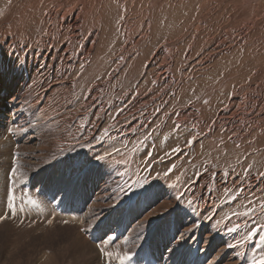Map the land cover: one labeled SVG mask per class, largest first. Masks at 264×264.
<instances>
[{
  "label": "bare ground",
  "instance_id": "6f19581e",
  "mask_svg": "<svg viewBox=\"0 0 264 264\" xmlns=\"http://www.w3.org/2000/svg\"><path fill=\"white\" fill-rule=\"evenodd\" d=\"M163 14L179 28L159 33L155 16ZM195 42L210 49L200 57L202 63H227L231 73L226 76L235 77L229 83L231 93L240 96L211 121L203 118L201 105L197 106L201 101L195 107L177 105L181 79L172 63L181 45L192 47ZM151 45L154 48L148 50ZM230 57L238 59L236 70ZM244 64H254L245 70L247 74L241 73ZM248 75L250 82L244 79ZM215 82L202 89L201 100L207 98L208 88L221 87ZM253 87H264V0H0V151L22 154L15 165L6 164V187L15 188L14 208H8L10 214L5 216L9 240L22 228L20 223L51 218L69 224V241L75 243L81 259H74L79 264L127 262L121 257L134 255L155 228L160 235L154 246L162 253L152 250V257L159 255L164 264H194L190 258L197 264L201 257L205 264L259 261L264 255V212L259 207L264 201V162L252 170L253 155L230 154L231 161L212 159V154L201 157L187 154L188 144L178 141L183 131L198 136L203 126L222 128L228 138L239 141L250 132L264 130L252 104L264 97L249 90ZM243 88L247 90L242 95ZM190 97L195 100L196 93ZM227 106L252 114L253 120L246 117L242 124L232 125L240 119ZM146 131L149 136L156 134V154L155 140L146 142ZM166 133L173 143L159 151ZM105 153L109 155L104 160L96 159ZM50 165L52 177L62 173L61 181L53 178L58 184L42 176L46 173L42 167ZM38 178L41 195L45 189L60 191L47 198L51 205L38 203L39 193L31 182ZM78 181L95 193L79 194L76 199ZM70 193L74 201L66 198ZM27 196L35 203H21ZM122 203L125 207L116 212ZM144 207L146 211L134 219ZM249 209L253 214L239 215ZM155 214L169 219L162 225L148 223ZM193 225L198 226L193 229ZM234 225L239 227L229 232ZM38 226L43 223L32 227ZM124 227L129 229L125 232ZM254 228L256 232L246 240ZM119 236L125 242L117 240Z\"/></svg>",
  "mask_w": 264,
  "mask_h": 264
},
{
  "label": "rangeland",
  "instance_id": "374dc122",
  "mask_svg": "<svg viewBox=\"0 0 264 264\" xmlns=\"http://www.w3.org/2000/svg\"><path fill=\"white\" fill-rule=\"evenodd\" d=\"M116 16H117V12H116ZM163 20L165 22H168L169 24H166L164 27H162L161 23L163 22ZM155 21H156L155 25H157V28H159L158 29L159 33L162 32L163 34H166L167 32H172L174 28H176V29L179 28V26L173 25V23L175 22L174 20H170L169 19V21H167V15L166 14H163L162 16L160 15L159 18H158V16H155ZM153 33H154V35L159 34V33L155 32V31H153ZM188 44H190L189 41H188ZM204 46L206 47V45H204ZM204 46L202 45V43H198V42H195V44L192 45V47H190L189 45H181L180 51L177 54L178 56H176V60H174L173 63H172V68H173V70H177V72H179L180 75L178 77H179V79H181L180 83H179L180 87H179V92H178L179 94H178V103H177V105L185 106L187 103L188 104L192 103V106L195 107L196 103L201 101V103H198L197 106L201 105L200 108L202 110L203 118H205L208 121H211L216 115H219V112H220V110H222V107L224 108L225 105H228L231 100L235 99L237 94H233L232 95V93H231L232 92V86L229 83L232 80H235V77L230 78V77L226 76V73H228V72L231 73L229 68L226 66L227 63L225 65H222V64H218L216 62L214 63L213 60L208 61L206 63H202V61L204 59H202L200 57H202L203 54H206V53H208L210 51L209 48H205ZM153 48H154V46L151 45L148 48V50H152ZM188 52H191V54H188ZM186 53H187L188 57H187ZM216 58H218V56ZM237 60L238 59H236V57H234V60H231V57H230V60H229L230 63H231V66L233 65V69L234 70H236V66L235 65L237 64V62H236ZM242 63L243 62L241 61V63L239 65H242ZM259 64L262 65L261 63H259ZM207 65H209V66L206 68ZM253 65L254 64H248V65L244 64L243 65L244 67H243L241 73L247 74L248 73L247 71H250L249 68H251ZM217 66L220 67V68H218ZM230 69L233 70L232 68H230ZM245 70H247V71H245ZM133 71H134V69L132 68L130 70V73H132ZM238 75H239V72H237L236 77ZM221 78H223V79H221ZM251 78H252V76H250V75H248L246 78L244 77L246 82H250ZM261 78H263V77H261ZM226 79H227V81L225 83V86H222L221 82H224V80H226ZM212 81H216L214 84L215 85H221V87H218V86L215 87L213 85L214 88H213V86L211 88H208L207 91H206V94H208L207 98L206 99L203 98L201 100L200 98H201L202 89H205V87H208V85H210ZM246 90L244 88L241 89L242 95H243V93ZM249 90L253 91L254 94H256L258 96L264 97V87H261L259 89H255L253 87V88H250ZM192 93L193 94L196 93L195 100H193L194 97H192V98L190 97V96H192ZM213 96H214V98H213ZM237 97H240V96H237ZM212 98H213V100H212ZM239 101H240V103H239ZM239 101H238V105L239 104L241 105L242 101L241 100H239ZM252 104H253V106H255V109H256V106H257V109L259 108L258 110L256 109V113H254L253 115L257 116L259 114L257 116L258 119L260 120V117H261L262 122H264V120H263L264 119V110H263L264 109V105H263L264 101L260 100V102H257V103L252 102ZM204 107H205L206 110L204 109ZM227 109L228 110L231 109V111L229 110V113L231 112L232 115L234 114L235 119L238 120V118H239L240 121H241V122L240 121L234 122L232 120L231 123L234 122V123H232V125L234 124L235 126H238V125L242 124L246 120V117H247V121L249 119L251 120L252 119L251 117H253L252 114L249 115V116H246L245 115L246 112H244L245 114H242L241 111L236 110V108H234V107L227 106ZM236 112H237V114L238 113L239 114L236 115ZM200 130H201V132H200V134L198 136H196V135H194V136L192 135V137L189 136L190 135V133H189L190 131H183V133L181 134L182 136L181 135L178 136V141H180V144H183L184 146L188 144V153L187 154H202L201 157H204V155L206 156V154H212V159H215V157H216V158H218V160H227L228 159L227 161H231L233 159L232 155H230V154H248V156H252L253 155L252 158H250V161L252 162L250 164L252 166H254L253 168L251 167L252 170L255 169V168L260 167L263 164V162H264V136L263 135L264 134H262V133L264 132V130H261L260 132H257V133L254 132V134H253V132L252 133L250 132V133H248V135L242 137L240 139V141L233 139L231 136H230V138H228L229 135H226L225 133L223 134V129L222 128H216L214 130H210L209 126H203V128L200 129ZM205 132H206V134L208 136L205 134ZM207 132H210V133H207ZM218 133H219L220 136L218 135ZM232 133H233V131L230 134L233 135ZM144 136H145L146 142L153 141V140L156 139V134H152L151 136H149L148 135V131H146L144 133ZM144 136H143V138H144ZM171 138H172V136H171L170 133H166L165 134V138L161 141V145L159 147V151H165V148L168 145H171L173 143V140H170ZM231 138L233 140H231ZM218 139H219L220 142H218ZM222 139H224L226 142L227 141L228 142L225 143V141L224 140L222 141ZM157 143H158V141L155 140L154 147H153L154 148L153 154H156L157 151H158V149L155 147V145H157ZM31 144H33V142H31ZM17 146H19V145H17ZM193 148H194V150H193ZM180 154H183V152H180ZM21 156H22V154H9V155L8 154H2V151H0V207H1L0 208V212H1L0 216H3V217H5L6 215L10 214V212L8 211L9 207L8 206L6 207V205H8V203H9L8 202V198H7V196L9 195V190H11V193L15 190V188L12 189V188H9L8 186L6 187V185H7L6 183L8 182V179H9L8 177H5V176H8L7 175L8 171H7V168H6V164H7V162L14 164L15 163V158L16 157L18 158V157H21ZM197 165L198 164H194V167L196 166L195 167L196 169L199 168L198 167L199 165L198 166ZM213 166L215 167L216 164L214 163ZM50 170H51V165L42 167L41 172H43V173L46 172L42 176L51 177V181L54 180L53 178L57 179L58 181H61L62 173L57 172L52 177V175L50 173H48ZM193 171L194 170H192V171L188 170L186 172L192 173ZM4 179H5V182H4ZM38 181H39V178L34 180V181L31 180L32 189L34 188L39 193V196L36 195L38 203H40L41 207L44 206V205L42 206V204H44V202H46V203L49 202L48 204L51 205L52 201L48 200V199H50V197H53L54 191L57 194L60 193V191L59 190L58 191L53 190V188H50V190L49 189H45L46 192H44V194H46V195H44V194L41 195L43 193V189L40 186V183ZM53 182L57 183L56 180H54ZM74 190H75V195L77 194L76 199L79 197V194L83 195V194H86V193H90V194H94L95 193V189L94 188H92V187L87 188V187L83 186L82 183L79 182V181L76 183V188ZM23 192L24 191L20 192L19 194H23ZM73 196H74V194L70 193L66 198L69 197L68 199L70 201H74V197ZM30 198H31L30 196H27V198L26 199L24 198L25 200L21 201V203L24 202L26 204V200L27 201L30 200L29 202H31L32 199H30ZM225 198H226V196H225ZM18 203H19L18 205H20V201H18ZM38 203H37L36 206L39 208ZM122 206L125 207V204L122 203V204L118 205L117 209H116V212H118L119 208L122 207ZM46 207H47V204H46ZM259 207L261 209V212H264V201H263L262 205L259 206ZM146 209L147 208L144 207L141 210L140 214L137 213L135 215L134 219H138L139 216L142 215V213H144L146 211ZM39 210H40V208H39ZM83 212H84V210H81V211H78L76 213H78V215H81ZM66 214L68 216H71V213L69 214V212H67ZM249 214H253V212H250ZM50 219L51 218H49L47 220V222L45 220V221H43L41 223L40 222L37 223V222H33V221L29 222L27 224L26 223H20V225L22 224L21 225L22 228H20V230H15L13 232V234H14L13 237H12L13 240H9V235H8L9 232L7 230L8 229L7 226H9V224L7 225V223H8L6 221L7 217H5L4 221L0 220V226H1L0 227V233H1L0 236L2 235V237H0V244H1L0 245V264H8V263H11V264H21V263L22 264H26V261L28 262V264H33L32 263L33 261H36L37 264H48V263L49 264H60V262L63 261V260L64 261L61 262V264H66V263H69V262H70L69 264H74V263L75 264H79L80 261H78V260H80L81 258L78 259V257H79L78 252L75 249L76 247H74V245H73L75 243L73 242L71 244V242L69 241V234H68V231H69V228H70L69 224L66 223V222L61 223V222H58V221H54V222L53 221H49ZM167 219H169V217H167V216L165 217L163 214H155V216H152V217H150L148 219V223H151L152 225H162V224H164L167 221ZM75 221H78V220L75 219ZM121 221H123V220L120 219L119 222H121ZM48 222H50V226H47V227H49V229H47V227H46ZM42 223H43L42 227L38 226L37 229L32 227L34 224L38 225V224H42ZM54 223H56V224H54ZM16 227H18V224H17ZM43 227H45L44 231L41 230V228H43ZM5 228H7V229H5ZM127 228L129 229V227H124L123 230H125V232H126L128 230ZM28 229L29 230L33 229V231L30 230L31 231L30 232ZM58 231H60V232H58ZM65 231H66V233H65ZM58 234H59V236H58ZM159 235H160V232L158 231L157 228H155L153 230V232L150 233L147 236L146 240L144 241L145 244L144 243L143 244H139L138 251L134 253V255L136 257H134V255L132 254L130 256V259H128L127 262L120 263V264H138V262H140L139 264H147V263L148 264H155V262H156V264H162L163 263L162 261H158L159 255L156 258L152 257V250H153V253H159L161 251L159 247H157V246L155 247L154 246V244H156L155 240H156V238H158ZM64 236H65V238H64ZM120 238L125 242V240L121 236L117 237V240H120ZM37 240H39V241L37 242ZM133 240H134V238H133ZM31 242H32V246L30 244ZM9 243H13V244H9ZM34 244L37 245V246H35ZM51 245H52V247H51ZM62 245H63V247H61ZM39 246H40V248H39ZM2 248H4V249H2ZM37 248H39V249H37ZM51 248L53 249V251H52ZM65 248H66V251L64 250ZM42 249H44V250H42ZM46 249L49 250L48 253H46L47 252ZM72 249L75 250V251H73ZM56 250L58 251V253H57ZM70 250L73 253L70 252ZM2 252L4 254H2ZM28 252H29L30 255L28 254ZM68 252H70V254ZM43 253H44V255L42 257ZM49 253H50V256H49ZM160 253H162V251ZM20 254L22 255V257H21ZM61 254H62V256H61ZM63 254H64V256H63ZM73 254L74 255L76 254V255L72 257ZM54 255H55L56 258L54 257ZM10 256H12V257H10ZM26 256H27L28 259L26 258ZM57 257H58L59 260H57ZM74 257L77 258L78 260L74 259ZM141 257H142V260H141ZM17 258H19V259H17ZM54 258H55L56 261L54 260ZM61 258H63V259H61ZM65 260L66 261L68 260V262H66ZM190 261H192L194 264H196L191 258H190ZM102 264H111V263H109V261L107 260V261H104ZM180 264H183V263H180ZM197 264H205L204 258L201 257L200 263H197Z\"/></svg>",
  "mask_w": 264,
  "mask_h": 264
},
{
  "label": "snow or ice",
  "instance_id": "6c2138e0",
  "mask_svg": "<svg viewBox=\"0 0 264 264\" xmlns=\"http://www.w3.org/2000/svg\"><path fill=\"white\" fill-rule=\"evenodd\" d=\"M8 131L11 133L13 132V129H8ZM101 139H103V137H101ZM174 151H179V149H175ZM109 154L108 153H105V155L103 156H97L96 159L97 160H104L106 156H108ZM169 171H171V169H169ZM16 174V168L13 167L12 169V175H15ZM264 175V174H262ZM179 199V197L177 198ZM13 200H14V197L11 193V190H9V195H8V207L9 209H13L14 208V203H13ZM32 203H35V201H31ZM189 204H191V201H188ZM252 211V209H249L248 212H245V213H239V215H248L250 212ZM5 219V217L3 216H0V220H3ZM198 225H193V229L195 227H197ZM239 227V225H234L232 228H229L228 231L229 232H234L237 230V228ZM264 227V226H262ZM193 229H187L186 231L188 232H191ZM256 232V229L254 228L251 232L248 233V235L245 237V239H250L252 237V235ZM183 238V234H181V239ZM175 239V237H174ZM261 241H264V232L261 233ZM107 241H105L106 243ZM106 255H111V253H105ZM130 259V256L128 253H125L122 257H121V260H128ZM250 264H264V255H261L259 261H257L255 258H253L251 261H250Z\"/></svg>",
  "mask_w": 264,
  "mask_h": 264
}]
</instances>
